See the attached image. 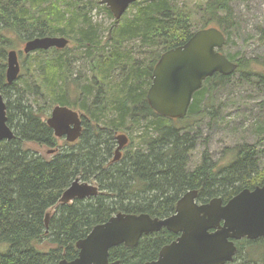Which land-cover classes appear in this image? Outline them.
<instances>
[{"label": "trees", "instance_id": "1", "mask_svg": "<svg viewBox=\"0 0 264 264\" xmlns=\"http://www.w3.org/2000/svg\"><path fill=\"white\" fill-rule=\"evenodd\" d=\"M88 1L0 0V91L15 133L13 140L0 143V264L72 261L78 256L76 243L118 213L164 219L175 213L189 191H198L199 203L221 198L225 204L241 191L264 184L256 145L239 147L222 169L207 155L190 168L197 136L190 133L193 126L178 123L198 110L203 92L230 76L217 74L206 80L203 88L207 87L196 93L184 120L157 115L147 101L162 54L209 27L220 29L228 40L234 28L232 0H204L193 7L171 0H137L130 17L113 21L109 41L88 16ZM195 19L200 24L197 30ZM54 35L68 38L70 45L27 57L24 73L8 85L9 52L29 40ZM81 58L88 69L75 75L73 64ZM233 62L239 65L233 75L264 81V72L254 69L256 60L243 56ZM58 105L83 113L84 131L76 143L60 146L47 125ZM119 134L128 135L129 145L114 162ZM50 150L54 153L48 154ZM77 179L97 186L98 196L61 204L62 195ZM177 237L165 229L144 236L134 248L112 249L109 261H155ZM257 242L264 239L237 242L235 260L229 264H264V257L254 259L251 251L243 256L244 245Z\"/></svg>", "mask_w": 264, "mask_h": 264}, {"label": "water", "instance_id": "2", "mask_svg": "<svg viewBox=\"0 0 264 264\" xmlns=\"http://www.w3.org/2000/svg\"><path fill=\"white\" fill-rule=\"evenodd\" d=\"M137 0H101L120 22L129 7ZM227 38L216 28L199 30L183 45L162 54L153 71L152 84L147 101L159 116L181 120L188 116L194 96L209 78L219 74L233 75L239 65L231 61L221 50ZM70 40L62 36L35 38L25 43L24 54L52 49L65 50ZM19 54L12 50L7 58L6 81L15 83L21 73ZM47 125L57 139L76 143L82 136L84 125L79 111L67 106H55ZM15 138L8 125L7 105L0 91V142ZM114 162L122 158L129 144L127 134L116 137ZM54 150L48 151L53 154ZM99 188L77 179L64 192L61 204L98 196ZM198 191L184 194L177 203L175 213L167 218H153L148 214L118 213L107 222L96 225L92 231L76 243L78 256L59 264H120L109 261L110 251L119 246L134 248L147 235L167 230L178 238L162 248L155 261L145 264H229L238 251L237 242L264 239V184L253 190L245 189L224 204L221 198L208 203L198 202ZM46 216V226L49 223Z\"/></svg>", "mask_w": 264, "mask_h": 264}, {"label": "rangeland", "instance_id": "3", "mask_svg": "<svg viewBox=\"0 0 264 264\" xmlns=\"http://www.w3.org/2000/svg\"><path fill=\"white\" fill-rule=\"evenodd\" d=\"M171 1L180 6L193 7L204 0ZM88 3L90 4L87 7L88 16L99 27L104 41H109L115 19L108 15L104 9L106 6L101 3V0H89ZM231 5L234 11V28L222 52L232 61L243 56L254 59L256 60L254 69L257 72H264V0H232ZM133 12L135 8L131 5L122 20L127 16L130 17ZM197 21L198 19L194 20V30L200 28ZM135 44L138 45L137 42ZM133 45V43L130 44L131 47ZM24 46L25 43H22L20 48L16 49L22 67L20 75L24 73L26 59L37 54L34 52L25 55ZM138 50L139 47L135 49L137 54ZM87 69V64L82 58L73 64L75 75L79 71L85 73ZM215 84L214 90H206L202 96H199L198 110L192 114L191 118L182 124L178 123L179 126L184 124L193 126L190 133L192 136H197L195 150L190 156V168L200 165L204 155H207L217 168L222 169L234 160L237 149L243 145L257 146L258 164L260 168H264L263 80L236 73L231 75L229 80L224 82L217 80ZM205 87H207L206 84ZM64 142L65 139H60V146ZM242 251L244 257L251 251V254L255 256L254 259H260L264 257V242H257L252 246L244 245Z\"/></svg>", "mask_w": 264, "mask_h": 264}, {"label": "bare ground", "instance_id": "4", "mask_svg": "<svg viewBox=\"0 0 264 264\" xmlns=\"http://www.w3.org/2000/svg\"><path fill=\"white\" fill-rule=\"evenodd\" d=\"M133 6V5H132ZM64 37V36H63ZM106 43V42H105ZM72 60V59H71ZM264 82V81H263ZM264 87V86H263ZM146 122V121H145ZM137 125V124H136ZM139 129V128H138ZM185 132V131H184ZM145 133V132H144ZM1 143V142H0ZM229 166V165H228Z\"/></svg>", "mask_w": 264, "mask_h": 264}, {"label": "flooded vegetation", "instance_id": "5", "mask_svg": "<svg viewBox=\"0 0 264 264\" xmlns=\"http://www.w3.org/2000/svg\"><path fill=\"white\" fill-rule=\"evenodd\" d=\"M128 145H129V144H128ZM128 145H127V146H128ZM127 146H126V147H127ZM126 147H125V148H126ZM123 155H124V150H123V154H122V156H123ZM177 238H178V237H177ZM177 238H176V239H177Z\"/></svg>", "mask_w": 264, "mask_h": 264}]
</instances>
